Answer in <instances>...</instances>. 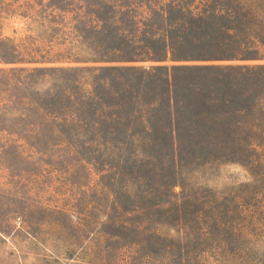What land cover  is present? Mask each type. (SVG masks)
Wrapping results in <instances>:
<instances>
[{"label": "rangeland", "instance_id": "374dc122", "mask_svg": "<svg viewBox=\"0 0 264 264\" xmlns=\"http://www.w3.org/2000/svg\"><path fill=\"white\" fill-rule=\"evenodd\" d=\"M115 1L110 0L116 3L115 16L106 6L99 15H105V34L116 37L110 49L115 47L117 57L161 53V46L150 38L167 23L175 27L173 35L198 32L194 27L202 20L189 12L201 14L206 4V0ZM172 1L185 9L169 11L166 21L155 11L167 9ZM39 2L0 0V59L63 50L86 55L88 50L75 39L50 37L48 21L42 24L36 16ZM90 8L86 2L71 7L74 11L65 17L68 28L80 25L77 14ZM184 21L192 25L190 29H183ZM113 23L127 30L136 44L113 34ZM182 140L176 149L156 145L161 151L156 148L153 155L136 157L0 153V264H264V145L233 155L221 149L201 150L193 157L194 149ZM209 154L214 155L201 157ZM151 185L164 188L147 200L143 190Z\"/></svg>", "mask_w": 264, "mask_h": 264}, {"label": "trees", "instance_id": "16d2710c", "mask_svg": "<svg viewBox=\"0 0 264 264\" xmlns=\"http://www.w3.org/2000/svg\"><path fill=\"white\" fill-rule=\"evenodd\" d=\"M43 1L36 16L42 24L48 21L50 37H71L88 53L47 51L39 57L0 59L1 154L136 157L153 155L158 147L176 149L183 139L194 154L221 149L233 155L264 145V0H206L197 15L186 9L202 20L194 27L198 32L173 35L175 27L167 23L150 38L161 53L146 57H117L115 47L110 49L116 37L105 34V15L99 11L106 6L115 16L116 3ZM83 2L91 8L77 14L80 25L68 28L66 13ZM162 8L155 12L166 21L169 11L185 9L175 1ZM113 24V34L136 44L127 30ZM183 24L184 30L192 26ZM116 60L155 64H99ZM190 60L227 63L167 64ZM147 188L145 199L164 187Z\"/></svg>", "mask_w": 264, "mask_h": 264}]
</instances>
